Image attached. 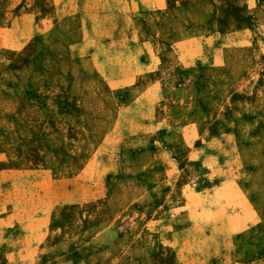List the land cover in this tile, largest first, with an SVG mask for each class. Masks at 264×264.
Returning <instances> with one entry per match:
<instances>
[{
  "label": "rangeland",
  "instance_id": "obj_1",
  "mask_svg": "<svg viewBox=\"0 0 264 264\" xmlns=\"http://www.w3.org/2000/svg\"><path fill=\"white\" fill-rule=\"evenodd\" d=\"M19 7L0 264H264V0Z\"/></svg>",
  "mask_w": 264,
  "mask_h": 264
},
{
  "label": "crops",
  "instance_id": "obj_2",
  "mask_svg": "<svg viewBox=\"0 0 264 264\" xmlns=\"http://www.w3.org/2000/svg\"><path fill=\"white\" fill-rule=\"evenodd\" d=\"M14 4H15V8L14 9H0V24L1 25H4V24H6V23H8V21H9V19H8V17L10 16L11 17V15H14V13L15 12H17V11H19V9H22V7L20 8L19 7V5H20V2H21V0H14ZM60 2H58V3H55V7H56V11L58 12L59 10H62V12L64 13V16H67V17H69V16H72L73 14L71 13V4H72V2L70 3V2H65V5H68L69 4V8L70 9H57L59 6H60ZM67 7V6H66ZM17 8V9H16ZM154 11H156V12H160V14H163L162 12L163 11H161V9H153ZM158 10H160V11H158ZM24 15H27V14H24ZM23 16H21V18H22ZM21 18H19V16H12L11 17V19L10 20H12L13 22H12V25H13V23L15 22L16 24H18L17 25V29H19V28H23V26H21L20 24H21V22L19 21V23H18V19L19 20H21ZM191 40H193V38L191 39ZM187 41H189V40H187ZM133 43H138L137 42V39L136 40H134L133 39V41H132ZM181 43H183V41H179V42H176V45H178V44H181ZM157 45V44H156ZM153 50V47H151L150 46V52ZM151 53H153V52H151ZM157 53V52H156ZM125 83V81L124 80H113V81H110V82H108L107 83V85H108V87L111 89V90H117L118 88H120V86H122L123 84ZM131 84H133V83H131ZM131 84H128L127 86H132ZM126 86V85H125Z\"/></svg>",
  "mask_w": 264,
  "mask_h": 264
}]
</instances>
